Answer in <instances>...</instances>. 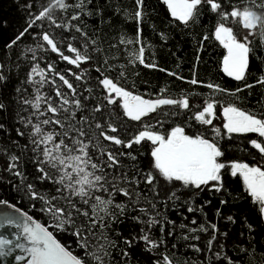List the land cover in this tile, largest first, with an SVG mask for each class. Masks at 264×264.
Wrapping results in <instances>:
<instances>
[{
	"label": "snow or ice",
	"instance_id": "1",
	"mask_svg": "<svg viewBox=\"0 0 264 264\" xmlns=\"http://www.w3.org/2000/svg\"><path fill=\"white\" fill-rule=\"evenodd\" d=\"M15 2L0 264H264V0ZM177 32L188 76L178 46L157 59ZM209 45L224 83L198 74Z\"/></svg>",
	"mask_w": 264,
	"mask_h": 264
},
{
	"label": "trees",
	"instance_id": "2",
	"mask_svg": "<svg viewBox=\"0 0 264 264\" xmlns=\"http://www.w3.org/2000/svg\"><path fill=\"white\" fill-rule=\"evenodd\" d=\"M150 2L155 5L157 3V0H150ZM124 3L127 4L128 0H124ZM20 22L21 13L17 9L15 0H0V41L7 39L15 30V28L20 24ZM124 27H126L129 33H131V25H124ZM145 31L148 37H152L154 40L158 39L154 37L151 29H146ZM196 39L197 37L193 36L192 34L181 35L179 32H177L176 35L171 39L168 47L161 48L159 45H157L156 55L158 62L162 66L167 65L169 68L175 69L177 57L172 56L171 52L176 51L178 46L180 51L177 52V56L182 57V60L180 61L181 67L179 70H182L184 76H188V69L194 56L193 44L195 43ZM221 52V49L209 45L208 50L202 53L203 59L201 64L199 65L198 74L204 79L207 80L210 78L220 83L228 81V78L224 77L223 74L218 71L217 67ZM157 76L161 77L162 83L167 82L169 79L164 77L163 74L155 73L152 77H149L153 80L154 84L156 82ZM179 83L180 82H175L176 86H179ZM230 83L235 84L236 82L233 81ZM252 103L253 105H255L254 98L252 99ZM235 154L238 156L241 155V153L238 151ZM208 198L211 199V196H209ZM213 203H215V201H213ZM208 208V216L213 217L214 209L211 207V205H209ZM188 215L190 218L202 219L204 214L197 213L195 216H193V214ZM219 223L222 225L224 222L220 221ZM229 251L233 256L236 254L232 249H229Z\"/></svg>",
	"mask_w": 264,
	"mask_h": 264
}]
</instances>
